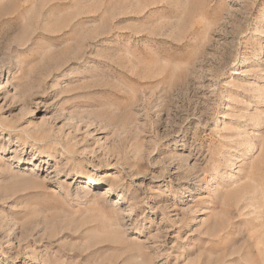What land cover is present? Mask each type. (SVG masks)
I'll use <instances>...</instances> for the list:
<instances>
[{
	"label": "rangeland",
	"instance_id": "374dc122",
	"mask_svg": "<svg viewBox=\"0 0 264 264\" xmlns=\"http://www.w3.org/2000/svg\"><path fill=\"white\" fill-rule=\"evenodd\" d=\"M0 264H264V0H0Z\"/></svg>",
	"mask_w": 264,
	"mask_h": 264
},
{
	"label": "bare ground",
	"instance_id": "6f19581e",
	"mask_svg": "<svg viewBox=\"0 0 264 264\" xmlns=\"http://www.w3.org/2000/svg\"><path fill=\"white\" fill-rule=\"evenodd\" d=\"M86 181L89 183V184H93V185H97L100 183V181H97L96 179H90V178H87ZM256 251V250H255Z\"/></svg>",
	"mask_w": 264,
	"mask_h": 264
}]
</instances>
